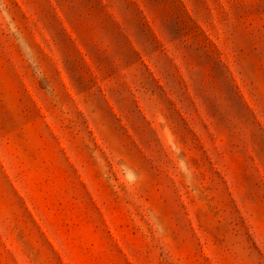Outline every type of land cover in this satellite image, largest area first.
<instances>
[{
	"label": "rangeland",
	"instance_id": "rangeland-1",
	"mask_svg": "<svg viewBox=\"0 0 264 264\" xmlns=\"http://www.w3.org/2000/svg\"><path fill=\"white\" fill-rule=\"evenodd\" d=\"M0 264H264V0H0Z\"/></svg>",
	"mask_w": 264,
	"mask_h": 264
}]
</instances>
